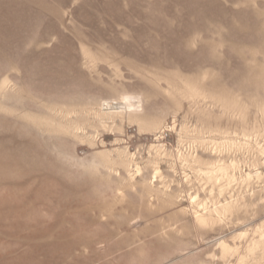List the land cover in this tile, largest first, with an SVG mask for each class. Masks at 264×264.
I'll return each mask as SVG.
<instances>
[{"label":"rangeland","instance_id":"rangeland-1","mask_svg":"<svg viewBox=\"0 0 264 264\" xmlns=\"http://www.w3.org/2000/svg\"><path fill=\"white\" fill-rule=\"evenodd\" d=\"M186 83L238 99L244 115L225 114L209 98L183 99ZM0 86V264H239L237 254L221 256L218 240L241 249L246 238L234 234L254 235L264 221L261 183H233L219 199L254 193L248 212L203 228L177 220L188 193L208 198L190 169L176 163L171 173L159 163L172 188L186 173L192 178L172 205L148 197L141 176L150 171L149 146L160 141L176 153V131L195 136L207 120L202 111L232 130L243 121L259 127L252 144L264 148L254 105L264 100V0H0ZM129 92L143 114L167 125L159 140L136 122L96 117L105 100L115 106ZM80 112L89 120L80 135L44 131L25 117L63 124ZM190 141L181 151L193 150ZM117 147L139 162L135 186L122 166L100 163L101 152L114 158ZM245 151L225 155L238 158L241 173L252 161Z\"/></svg>","mask_w":264,"mask_h":264},{"label":"bare ground","instance_id":"bare-ground-1","mask_svg":"<svg viewBox=\"0 0 264 264\" xmlns=\"http://www.w3.org/2000/svg\"><path fill=\"white\" fill-rule=\"evenodd\" d=\"M169 93L175 103L179 102L178 101L179 96L177 92L170 91ZM180 97H183V99L186 98L189 101L195 102V103L205 98H209L212 100V102L218 104V106L222 110L221 112L225 114H228V115L239 114L241 116L244 115L243 109L240 108L241 105L239 104L238 99L236 101L235 100L236 98L234 99L233 97H228L224 95L223 93L218 94V95L205 93L200 87V85L198 84L186 83V89L182 91V93H180ZM114 99H117L115 106L114 104L112 105L111 101L105 100L103 105H105L106 108L104 107L105 108L104 109L102 107L103 109L101 108L100 110L96 112V117L100 121L103 119H109V120H112L111 122L113 123L115 119H120V120L127 119L128 122H136L138 123L140 127L150 131L154 135H158L156 138L158 140L160 139L161 135L166 130L164 128H166L167 125H165L162 122L159 116L154 117L155 114L154 115L151 114L152 116L150 115L146 116L145 114L142 113V110H143V107L141 104L142 101H141V98L138 97V95L137 96L132 95L130 94V92L122 93V94H119L117 98L115 97ZM254 105L256 106L257 111L261 114V116L264 117V100L256 101L254 102ZM52 113L53 112H51V114ZM67 113L69 114V111L65 112V115ZM84 113L80 112L78 116H76L75 119L67 123L64 122L65 124L64 123L62 124V122L54 123L55 119L53 118L54 119L53 120L51 115H49L50 117H41L42 115L36 116V115L26 113L25 117L35 127L41 130L44 129V131L49 130L52 132L60 131V132H63L62 134L72 133L76 135L77 132H75V130L77 129L79 130L81 128V125L85 123V120H86L85 115L87 114L84 115ZM59 115H61V112ZM199 117L207 119V120H203L199 126L198 125L195 126V129H194L195 136L190 138L191 139L190 142L192 146L194 147L193 150L191 151L189 150L188 152L186 150V152H184V151H181V149L179 148V146H181L183 143H186V141L190 140L188 139L189 137L187 138V136L189 135L188 131L190 129L187 130L184 126H181L176 131V134H177L176 153L171 152V151L175 152V150L173 149L168 150L166 146L164 145L165 143L163 142L161 143L160 141H158L157 144H151L149 146L151 153H149L150 157L148 156L149 158L148 159L146 158L147 160L146 166L150 169V171L148 174L141 176V184H142L141 187L143 188L144 193L148 197H151V196L156 197V199H158L162 203H165V204L169 203L171 205L176 202L180 203L184 196V195L182 196L181 193L182 192L183 194H185V192L187 193L188 191H185L187 190L185 188L191 185V182H192L191 176H188L186 173L184 177L180 179V181L178 180L179 182L177 181V184L175 183L176 185L175 188H172L170 187V182L172 183L173 180H168V181L164 180L165 176L160 170L159 163L161 162V160L165 159V161L167 162L166 165L169 171H171V173L173 172L175 173L176 168H177L176 163L180 165L178 167H181L184 170L190 169L191 172H193V174L195 175V179L199 181L203 180V182L206 183L205 185L206 187L208 185L209 187L208 198L203 199L202 197H200L199 195L200 193L198 194L196 190L194 193L190 192L187 195L185 194L187 196L186 198L187 205L179 208V211H178L179 214H177L179 215V217L177 216V220L185 221L186 218H189L194 227L205 228V227H213L216 224H219L220 222L222 223V221L225 218L234 216L237 213H240V211L244 213L248 212L250 206L253 203L252 198L254 196V193H250L247 196H244V195L235 196V197L229 196V197H224L223 199H219L224 196L223 194L225 193L226 189H228L233 183L240 182L242 184L250 185L251 183H253V181H256L262 184L261 187L264 193V148H262L260 144H259L260 145L259 147L257 146L255 147L253 145L254 141L252 140H257L258 134L260 133L259 132L260 129H258L259 127L256 128L257 126L248 127L245 125V121H243L244 123L242 122V125L239 126L240 129L237 131L236 129L232 130L233 127H230L231 129L228 127H222V125H219L217 123L215 118H212L215 120V122L213 123V121H211L212 122L211 123L208 119L211 117L209 113H204L202 111L201 113H199ZM60 118H63V117H60ZM65 119H67V116L65 117ZM88 121H86V123H88ZM57 122H59V120ZM85 124L83 126H85ZM114 126H116V124ZM173 129L175 128L173 127L170 128V130H173ZM258 140H259V137H258ZM239 149H242V150L244 149L248 153L252 152V161L249 163V169L247 168L248 171H245L242 168L243 169L242 173H241L240 161L238 160V158L236 159L235 157H233V158L225 159V155L227 153L229 154L231 151L239 150ZM114 151L116 152V156L114 158H111L110 156H108L106 151L101 152L100 153L101 154L100 163L106 165V167H109V166L111 167V165L122 166L128 173L127 184L130 186H135L136 184L135 176L141 174V167L139 166V162L138 163L136 162L137 160H135L134 153L127 151L125 147L124 148L117 147L116 149H114ZM72 159H73V156H72ZM73 161H76V160H73ZM131 171L133 172L131 173ZM153 197L150 198L151 202H152ZM156 199L155 201H157ZM151 204H154V203H151ZM163 207H165V205ZM252 230H253L254 235L251 238H247L248 229L241 230L234 234L235 237H240V238L245 237L246 238L245 244L241 247V249H239V247L237 246L229 245L224 239H219L218 246L220 249L221 256L237 254V263L239 264H246L249 261H251V264H261L262 260L264 259V221H261L260 223L255 224Z\"/></svg>","mask_w":264,"mask_h":264}]
</instances>
